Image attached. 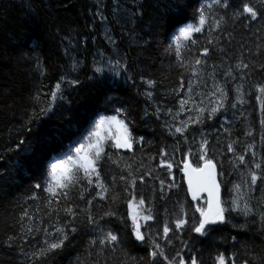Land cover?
I'll return each mask as SVG.
<instances>
[{
  "label": "trees",
  "instance_id": "1",
  "mask_svg": "<svg viewBox=\"0 0 264 264\" xmlns=\"http://www.w3.org/2000/svg\"><path fill=\"white\" fill-rule=\"evenodd\" d=\"M211 2L0 0V264H36L26 254L42 246L46 238L51 242L54 228L61 225H68L65 229L68 240L55 255L46 257L43 264H94L97 260L99 264H150V241H135L127 204L132 196L124 192L126 185L119 179L111 187L107 200L96 196L98 189L94 191L86 181L71 190L70 200L58 197L59 203L54 199L51 206L47 203L49 194L44 191L50 180V165L66 154L74 155V148L86 143V133L95 128L101 116L116 115L115 107L125 110L118 118L125 119L133 136L144 139L134 144L131 151L117 150L109 141L106 151L112 159L105 157L101 162L102 178L111 185L114 175L117 178L127 175L123 170L128 164L132 165L136 176L152 172L151 176H145L144 183L137 181L134 190L137 202L142 195L146 200L145 208L150 207L155 217L147 224L142 219L139 221L142 232L157 238L163 245L164 240L156 233L162 236L167 222L172 231L169 233L171 243L165 245L166 254L172 257L180 252L186 264H190L192 255L202 264H214L219 254H224L226 264H244L245 261L264 264V222L258 209L254 208V218L232 213L228 223L213 226L204 236L190 230L192 216H199L195 208L198 203L205 207V200L200 198L197 202L190 198L181 164L188 156L193 166H200L202 136L209 141L208 158L216 164L222 201L234 195L231 190L233 184L240 181L242 168L238 164L233 167L235 156L227 151V145L234 143L236 155H245L249 166L253 157L251 151H244L248 144H253L256 162L264 158V125H261L264 93H258L254 87L264 84L261 67L264 65V15L255 21L232 15L233 10L245 2L261 9L264 0H229L232 7L228 9L214 7L212 13L225 15L226 23L212 33L211 46L207 45V24L202 32L194 33L187 40L180 37V28L198 25L199 10ZM193 40L195 45L191 43ZM206 46L210 48L209 55L203 57L206 64L200 77H193L190 66L181 67L175 52L178 48L182 56L191 61ZM108 60L113 63L119 60L121 66L113 69ZM240 61L249 68L237 69ZM73 63L78 66L75 72L71 71ZM96 67L103 71L95 72ZM229 68L233 69L232 75L226 77L224 72ZM62 76L79 83H62L64 99L58 100L53 111L29 126V116L46 105L48 96L44 94L50 95ZM190 79L193 98L197 103L204 101L201 107L212 106L209 101L215 97L209 93L215 90L214 81L226 87L228 98L225 107L211 120L205 113L202 124L190 125L185 138L175 134L174 128L169 133L166 125L179 126L180 121L195 118V111L190 110L192 104L186 106L189 110H181L179 104V100L188 95ZM148 80L154 81V85L150 87ZM181 80L183 88H180ZM241 83L244 85L243 104L238 102L235 91ZM148 91L152 93L151 100L145 95ZM37 92L42 97L39 102L33 99ZM257 95L261 96L260 100ZM232 103L237 104L236 108L231 107ZM86 125L87 131L81 132ZM249 131L252 136L245 135ZM80 132L78 140L70 146V139ZM21 140L25 143L17 148ZM161 149L167 150L168 156L164 159L173 164L171 175L166 168L158 167ZM159 179L166 181L163 191ZM173 182L176 187L169 189L167 184ZM36 184L41 187L37 189ZM82 187L87 189L83 200L80 199ZM242 190L247 192L253 206H264V180L258 181L251 192ZM33 196L36 198L32 199ZM93 197L91 214L97 220L104 212L116 213L100 220L102 228L120 237L116 251L105 247L98 255L101 246L91 244L99 235L86 219L87 201ZM68 206L77 212L75 220L63 211ZM24 209H28L32 219L21 221ZM177 218L187 219L188 226L176 229ZM233 224L246 227H233ZM29 227L33 229L31 233L27 232ZM72 227L77 231L72 232ZM44 229H48L47 234ZM158 264L166 262L160 258Z\"/></svg>",
  "mask_w": 264,
  "mask_h": 264
},
{
  "label": "snow or ice",
  "instance_id": "2",
  "mask_svg": "<svg viewBox=\"0 0 264 264\" xmlns=\"http://www.w3.org/2000/svg\"><path fill=\"white\" fill-rule=\"evenodd\" d=\"M214 7H223L224 9H228L232 7L229 3V0H212L206 6H203L199 10V18L198 25L188 24L185 27L180 28V37H183L185 40L189 39L194 33H199L204 30V26L208 25L209 38L207 40V45L211 46L213 44L212 33L222 29L223 25L226 23V16L212 13V9ZM242 8V10H241ZM264 3L261 5V9H257L252 6L250 3H243L242 6L233 10L232 15L234 17H245L249 18L252 21L258 19L259 16L264 15ZM178 10V6H177ZM259 31V30H258ZM193 45L196 44V41H191ZM210 48L203 47L200 55L194 57L191 61L185 59L179 49L177 48L175 55L177 60L180 61L181 67H189L193 77H200L203 66L206 64V61L203 57H207L209 55ZM109 67L115 68L116 66H121V62L116 60L114 63L112 61L108 62ZM77 64L73 63L71 67V71H77ZM264 69V65L261 66ZM237 69H248L249 65L240 61L236 65ZM103 71V68L96 67L95 72L100 73ZM233 69L229 68L224 72L226 77H230L232 75ZM119 74V73H117ZM43 75V73H42ZM246 75V73L244 74ZM62 83H68L70 85H76L79 83L78 80L72 79L67 80L66 77L62 76L60 82H57L55 87L51 90L50 95L45 93V96H48L47 103L44 107H41L38 112H33L28 119V125L30 126L35 120H39L41 116H46L49 112L53 111L54 105L58 100H63L64 97L62 95ZM146 83L151 87L154 85V81L148 80ZM196 83H199L197 79ZM184 87V82L181 80L180 88ZM243 87L244 85L241 83L236 86L235 91L237 93L238 102L243 104ZM256 91L258 93H264V84L254 85ZM188 95L186 98H182L179 100L180 109L181 110H189L186 108L188 104H192L193 108L190 109L195 111V118L189 117L187 121H180V125L176 126L175 124L166 125L169 133H172L173 128L175 134H179V136H185L189 129V126L192 124H202L204 122L205 113L206 118L211 120L213 116H215L221 109L225 107V101L228 98V92L225 86H222L214 81L213 88L215 89L213 92L209 93L210 96L215 97V100H210L209 104L211 107L204 106L201 107L204 103L203 99L197 103V101L193 98V81L190 79L187 85ZM173 91H177V89H173ZM145 95L151 99L152 93L148 91ZM197 95L203 96V93H198ZM41 93L37 92V94L33 97L34 101L39 102L41 100ZM257 100L261 99L260 95H257ZM237 104L232 103L231 107L236 108ZM114 111L116 115L113 116H101L95 123V130L91 131L89 135L85 138L86 143H81L74 150L73 154H66L65 158L58 159L56 162L50 165L51 171L49 172L50 180L47 182V187L44 188V191L49 194V199L47 201L48 205L51 206L53 200L55 199L57 203L59 200L56 199L58 197H62L64 201H68L71 199L70 192L77 185H82L83 181L87 182L88 187H91L94 191H96V196H98L101 200L108 199V193L111 187H114L117 179L123 182L126 186L124 188V192L128 195L132 196V199L127 201L129 208V216L133 222V235L135 237V241L145 243L146 241H150V250L148 255L152 258L150 264H158L160 258H163V261L166 264H186L184 256L177 252L174 256L169 257L166 254L165 245L170 244L171 240L169 238V233L172 231L170 225L166 222L163 226L162 236L157 231L156 236L160 239L164 240V244L162 245L157 238H151L150 234L146 235L142 232V225L139 221L142 219L147 222L152 221L155 217L152 214V209L145 208L146 200L141 195L138 202L136 200L135 188L137 181L140 183L145 182V176H151L152 172H143L139 176H136L132 171V165L128 164L123 171L127 172V175L121 174L118 178L117 176L112 177L111 185L105 183V180L102 178V166L101 162L107 157L108 160L112 159L111 154L106 151V144L111 141V147L119 150V149H128L132 150L134 144L140 143L143 141V137L135 138L132 132L129 129V124L125 122V119L118 118L123 115L125 110L122 107H115ZM159 109H157V113H159ZM169 112L171 110L169 109ZM148 115V113H145ZM179 115V113H177ZM175 119V117H173ZM261 125H264V120H261ZM31 131V128H29ZM245 135L252 136V132H246ZM25 141L21 140L20 144L17 145V148L20 145L24 144ZM208 148L209 141L201 137V141L199 144V160L202 162L200 166L193 167L190 162L188 156L184 157L183 168L181 169L184 173V177L187 179L188 184V193L191 195L193 201L198 202V197L202 193L207 194V200L205 204L207 207L198 206L195 208V212L199 213V216H192V224H191V232L197 233L201 236L206 235L209 231L213 230V226L219 224H226L229 222V217L232 213H236L238 215H243L244 217L252 216L254 218L256 212L255 209H258V214L262 222H264V206L257 204L253 206L251 204V199L247 197V192L242 189H247L248 192L254 190L257 186L258 181L264 180V158H261L260 162H256L257 153L253 150V144H248L244 151H251L253 160L251 165L249 166V162L246 161L245 155H236V149L234 147V143H229L227 145V151L229 153H233L235 156V161L233 162V167L236 168L237 164L242 166L239 171L240 181L238 183L233 184V188L231 190L234 195L231 196V199L228 201H222L220 190L221 184L217 181V171L216 164L212 159L208 158ZM71 151V150H70ZM159 155L162 157L158 167L166 168L168 170L169 175H171V170L173 168V164L164 159V157L168 156V152L166 149H161ZM189 155H191V149H189ZM259 170V171H258ZM82 173V175H81ZM222 175V173H221ZM159 184L161 186V190L165 188L166 181L165 179H159ZM35 187L39 189L41 187L40 184H36ZM167 187L169 189L176 187L175 183H168ZM129 188L132 191H129ZM87 191L86 188L81 189L80 191V199H85L84 193ZM36 197L33 196L32 199ZM93 199H89L87 201L89 205V209L86 213L87 224L93 227L94 231L99 233L98 237L94 238L91 241L92 245H100L101 247L98 250V255L102 253L105 247L111 248L112 251L117 250V246L121 243L120 237L112 232L111 230H105L100 226V220L103 219L104 216H115L116 213L114 211L104 212L103 216L100 220H97L91 214V205L93 204ZM115 198H113L114 202ZM241 201L243 204L241 206ZM136 209L135 212L133 209ZM63 211L73 217V220L77 218V212L74 211L72 206H68L63 209ZM145 212L147 214H145ZM184 216H187L186 212H183ZM25 218L32 219L29 215L28 209H24L21 214V221ZM254 222V219H253ZM71 223V222H69ZM175 228L178 230H182L184 227L188 226V220L184 218H177L175 221ZM68 225L56 226L54 228V236H51V242L49 239H45L43 245L38 247L35 251L26 254L29 257L30 261H35L36 264H43V261L46 257H49L50 254L55 255L56 251L64 247L65 242L68 240V234L66 232V227ZM233 227L244 228L246 225H235ZM39 230V229H37ZM33 229L31 227L27 228V232L31 233ZM45 233H48V229H44ZM72 232H76L77 228L72 227ZM12 239V238H10ZM23 239V237H21ZM187 246V244H186ZM23 251V249H21ZM91 254V253H90ZM141 260L144 258L141 257ZM94 264H99V261H95ZM190 264H202L197 258L196 255H192L190 259ZM214 264H226L224 254H219L214 261ZM234 264V262H233ZM244 264H249L248 261H245Z\"/></svg>",
  "mask_w": 264,
  "mask_h": 264
},
{
  "label": "rangeland",
  "instance_id": "3",
  "mask_svg": "<svg viewBox=\"0 0 264 264\" xmlns=\"http://www.w3.org/2000/svg\"><path fill=\"white\" fill-rule=\"evenodd\" d=\"M175 38H176V36H175ZM175 38H174V40H175ZM92 115H93V114H92ZM92 115L90 116V118L92 117ZM90 118L88 119V121L90 120ZM95 123H96V122H95ZM87 124H88V122H87ZM87 129H88V128H87V125H86V127L84 126V128L81 129V132H82V131H87ZM94 130H95V128L92 129V131H94ZM81 132L77 134L78 136L74 137V136H75V135H74V136L70 139V143H69L70 146H71L75 141L78 140L77 138L80 136ZM89 133H90V131H89ZM74 150H75V148H74ZM135 210H136V209L134 208L133 211L135 212Z\"/></svg>",
  "mask_w": 264,
  "mask_h": 264
},
{
  "label": "bare ground",
  "instance_id": "4",
  "mask_svg": "<svg viewBox=\"0 0 264 264\" xmlns=\"http://www.w3.org/2000/svg\"><path fill=\"white\" fill-rule=\"evenodd\" d=\"M105 57V56H104ZM109 61V60H108ZM108 63V62H107ZM101 64V63H100ZM148 99V98H147ZM151 100V99H150ZM149 100V101H150ZM152 103V101L151 102H149V104H151ZM148 104V105H149ZM150 106V105H149ZM78 139V138H77ZM122 150H125V149H122ZM216 171H217V168H216ZM217 181L219 182V180H218V172H217ZM220 195H221V200H222V187H221V190H220ZM190 196V195H189ZM190 198L192 199V197L190 196ZM200 198H204V200L206 201L207 200V196H205V194H202V195H200L199 197H198V199H200ZM205 207H207V205L205 204Z\"/></svg>",
  "mask_w": 264,
  "mask_h": 264
},
{
  "label": "water",
  "instance_id": "5",
  "mask_svg": "<svg viewBox=\"0 0 264 264\" xmlns=\"http://www.w3.org/2000/svg\"><path fill=\"white\" fill-rule=\"evenodd\" d=\"M193 166V165H192ZM194 167V166H193ZM183 168V163H182V167H181V169ZM182 171V170H181ZM182 175H183V181H184V184H185V186H186V188H187V191H188V184H187V179L184 177V173H183V171H182ZM189 194V193H188ZM202 194H205V196H207V194L206 193H202ZM201 194V195H202ZM190 195V194H189ZM191 196V195H190Z\"/></svg>",
  "mask_w": 264,
  "mask_h": 264
}]
</instances>
